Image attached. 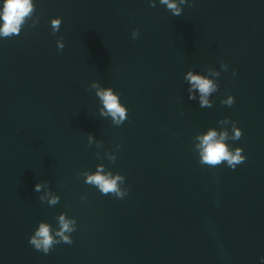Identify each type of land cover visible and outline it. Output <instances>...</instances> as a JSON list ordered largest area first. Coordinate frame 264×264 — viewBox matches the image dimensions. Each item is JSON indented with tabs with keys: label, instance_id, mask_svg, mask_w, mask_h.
<instances>
[{
	"label": "water",
	"instance_id": "1",
	"mask_svg": "<svg viewBox=\"0 0 264 264\" xmlns=\"http://www.w3.org/2000/svg\"><path fill=\"white\" fill-rule=\"evenodd\" d=\"M34 3L38 23L0 38V264H262L264 0H187L180 16L160 0ZM189 71L218 79L212 107L189 99ZM93 84L118 94L123 124ZM224 118L246 159L201 165L196 137H231ZM100 165L125 177V197L84 182ZM61 213L73 242L35 250L39 223L55 230Z\"/></svg>",
	"mask_w": 264,
	"mask_h": 264
},
{
	"label": "clouds",
	"instance_id": "2",
	"mask_svg": "<svg viewBox=\"0 0 264 264\" xmlns=\"http://www.w3.org/2000/svg\"><path fill=\"white\" fill-rule=\"evenodd\" d=\"M162 5H165L174 16H180L182 14V5L187 3V0H160ZM152 6H155L154 0H152ZM191 6V5H189ZM36 11V5L34 0H3L2 7H0V38H11L21 33L24 25L29 21H33V25L38 23V18H34ZM62 19L55 17L51 19V29L53 34L59 31ZM139 34V30H133L132 37L136 39ZM57 47L59 49L64 48L63 39L57 41ZM228 65L224 62L221 63V70L227 71ZM208 75L213 77H219L220 72L208 71ZM208 75L194 74L189 71L185 77L187 81L191 83V89H189V99H195L192 94V90H198L200 93V106L212 107V101L209 100V96L219 89V81L209 79ZM235 75V72H233ZM92 87L97 89V96L103 103V110L101 115H110L112 121L116 125H121L128 118V109L120 103L118 94L114 93L109 88L100 89L98 85L93 84ZM221 103L227 106H231L234 103V97L228 95L227 99L221 100ZM219 123L232 125L233 135L229 137L227 131L218 133L214 128H210L205 134L197 136L196 139L199 143L196 145L199 154V163L209 167H217L221 164H225L230 168H235L238 164L245 161L246 157L243 155V148L236 147L232 149L226 142L229 139L239 140L242 135V129L236 126L235 121H229L228 118H224ZM89 143L92 141L91 134L88 135ZM110 162L115 163L116 157L111 156ZM85 176V183L94 186L103 195H113L122 199L128 194V188L122 187L125 183V177L119 173L113 174L111 171H105L104 166L97 167L94 173H83ZM43 184L37 183L35 185V191H41ZM41 201H44V197H40ZM50 205H55L59 202V197L50 196L47 201ZM58 228L53 230L49 223L41 221L38 228L29 238V244L37 251H41L44 254H48L52 248L61 242L71 244V233L76 230L75 218H67L65 213H61L57 217ZM264 264V262H262Z\"/></svg>",
	"mask_w": 264,
	"mask_h": 264
}]
</instances>
